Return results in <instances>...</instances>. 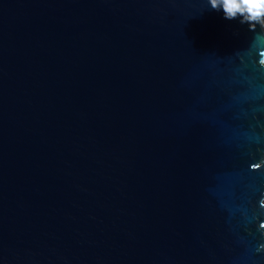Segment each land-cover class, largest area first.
<instances>
[{"label":"water","instance_id":"1","mask_svg":"<svg viewBox=\"0 0 264 264\" xmlns=\"http://www.w3.org/2000/svg\"><path fill=\"white\" fill-rule=\"evenodd\" d=\"M0 264H264V27L0 0Z\"/></svg>","mask_w":264,"mask_h":264},{"label":"clouds","instance_id":"2","mask_svg":"<svg viewBox=\"0 0 264 264\" xmlns=\"http://www.w3.org/2000/svg\"><path fill=\"white\" fill-rule=\"evenodd\" d=\"M211 9L222 11L227 20H239L250 31L264 27V0H208Z\"/></svg>","mask_w":264,"mask_h":264}]
</instances>
